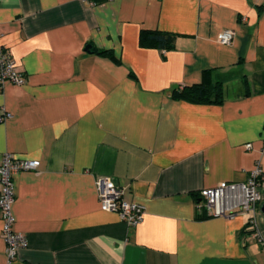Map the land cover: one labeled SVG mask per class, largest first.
<instances>
[{"label": "crops", "instance_id": "obj_1", "mask_svg": "<svg viewBox=\"0 0 264 264\" xmlns=\"http://www.w3.org/2000/svg\"><path fill=\"white\" fill-rule=\"evenodd\" d=\"M95 3L0 0V44L25 76L0 95V165L40 162L13 178L28 246L9 261L0 220V264H264V185L254 216L197 209L202 191L264 175V0ZM143 30L175 48L140 46ZM205 70L221 104L172 97ZM100 179L145 207L139 225L101 210Z\"/></svg>", "mask_w": 264, "mask_h": 264}, {"label": "built area", "instance_id": "obj_2", "mask_svg": "<svg viewBox=\"0 0 264 264\" xmlns=\"http://www.w3.org/2000/svg\"><path fill=\"white\" fill-rule=\"evenodd\" d=\"M94 6L95 0H84ZM234 31H223L217 37V42L228 46L233 42ZM6 83L15 86L25 84V76L4 47L0 44V95ZM11 115L3 111L0 121L10 119ZM247 149L251 145H246ZM40 162L36 160L18 159L7 153L0 165V220L2 222V238L6 245V255L9 261L18 257L19 251L28 246L26 237L14 231L15 218L12 206L15 202L14 176L21 172H36ZM262 175L258 167L253 171L246 183H221L219 186L200 193L199 208L203 207L210 217L234 218L238 214H253L261 199V188L258 179ZM98 199L101 210L117 214L127 225H139L145 216V207L131 203L125 199L126 190L111 179H100L97 182ZM259 236L256 235L255 238Z\"/></svg>", "mask_w": 264, "mask_h": 264}, {"label": "trees", "instance_id": "obj_3", "mask_svg": "<svg viewBox=\"0 0 264 264\" xmlns=\"http://www.w3.org/2000/svg\"><path fill=\"white\" fill-rule=\"evenodd\" d=\"M176 39L177 35L174 34L143 30L139 37V43L142 47L169 52L175 48ZM97 54L107 57L117 64L120 63V60L111 51H97ZM172 97L176 100H184L195 104H221L224 98L223 87L221 83L213 81L211 70L203 72L201 83L177 88L174 90ZM258 182L264 185L263 173L259 177ZM197 206H199L198 203ZM197 209L200 212L199 214L203 212V207H197Z\"/></svg>", "mask_w": 264, "mask_h": 264}, {"label": "water", "instance_id": "obj_4", "mask_svg": "<svg viewBox=\"0 0 264 264\" xmlns=\"http://www.w3.org/2000/svg\"><path fill=\"white\" fill-rule=\"evenodd\" d=\"M91 49V47H87L86 51H89Z\"/></svg>", "mask_w": 264, "mask_h": 264}]
</instances>
